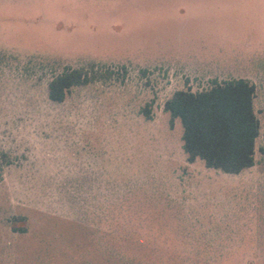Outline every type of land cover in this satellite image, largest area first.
<instances>
[{"label":"rangeland","instance_id":"obj_1","mask_svg":"<svg viewBox=\"0 0 264 264\" xmlns=\"http://www.w3.org/2000/svg\"><path fill=\"white\" fill-rule=\"evenodd\" d=\"M68 68L93 80L54 103ZM233 79L260 121L236 176L164 110ZM0 264H264V0H0Z\"/></svg>","mask_w":264,"mask_h":264},{"label":"trees","instance_id":"obj_2","mask_svg":"<svg viewBox=\"0 0 264 264\" xmlns=\"http://www.w3.org/2000/svg\"><path fill=\"white\" fill-rule=\"evenodd\" d=\"M84 68H68L49 83V99L63 103L72 90L89 84ZM256 87L247 79L213 82L207 90H180L167 100L165 112L183 130V150L188 162H204L208 169L239 175L255 166L260 121L254 101ZM147 119H151L149 112ZM10 161H7L9 163Z\"/></svg>","mask_w":264,"mask_h":264}]
</instances>
